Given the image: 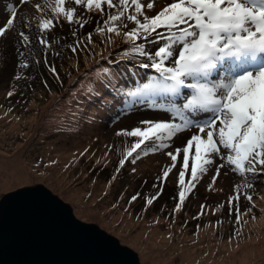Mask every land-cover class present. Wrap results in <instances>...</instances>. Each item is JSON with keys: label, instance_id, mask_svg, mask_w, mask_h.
Returning <instances> with one entry per match:
<instances>
[{"label": "rangeland", "instance_id": "obj_1", "mask_svg": "<svg viewBox=\"0 0 264 264\" xmlns=\"http://www.w3.org/2000/svg\"><path fill=\"white\" fill-rule=\"evenodd\" d=\"M34 3L47 5L44 12H36L33 8ZM10 4L19 5V0H0V24L7 21L6 15H9L7 9ZM53 7L55 0H32V4L19 7L14 26L6 36L0 37V115L4 112L8 115V117L5 115L0 117V155L15 161L14 169L11 167L0 169V179L1 170H14L13 174L17 173V178L10 179L11 184L8 186L0 181V197L3 193L20 186L44 184L72 206L76 217L97 223L116 236L122 244L133 248L138 255H141V251L145 249L141 248V243L133 242L135 233L148 229H159L168 233L167 238H163L162 249L165 254L157 256L156 252H149L145 256L141 255L139 259L143 264H244V258L248 256L250 262L246 264H264V173H257L255 177L249 173L246 178H241L231 171L228 175H224L225 170L222 169L221 175L213 184L211 177L214 175V170L209 165L206 173L199 174L200 178L191 182V191L181 189L185 195L182 204L179 200L181 191H178L172 200L156 197L160 177H163L164 171L171 168L173 163L175 167L169 171L172 175L163 178L165 182L163 190L171 192L169 184L177 182L179 171L183 167L181 158L178 156L173 162L165 153L180 147V141L174 140L171 142V148L168 149H161L148 155L141 153L135 161V165L139 167L128 170L126 163L132 162V158H128L123 166L119 161L124 159V153L137 138L118 137L115 132L121 128L131 130L141 120L167 119L163 110L148 107L146 98H141L145 99L143 104L139 103L140 99H138L134 101L135 103L129 102L126 105H121L119 102L116 109L113 103V106L100 109L103 102H111L105 89L100 87L102 97L97 98L100 107L87 111V101L84 100V104L78 103L73 106L70 113L67 112L69 109L67 100L73 97L77 99L79 96H74L73 93L83 92L81 83L87 78L86 75L91 76L90 82L96 79L95 83L99 87L97 73L107 67L109 60L106 56L119 52H112V45L116 41H125L121 36L108 33L104 28L108 13H114L116 9H108L104 5V11L92 12L89 15L85 13L84 4L65 5L66 10L75 8V14L83 13L84 17L98 22L93 26V30L91 25H87L84 37L81 39L78 32L72 30L73 26L77 27L75 18L73 23H68L63 16L54 18L51 10ZM162 7L163 4H160L153 11L146 10V14L155 15ZM90 11L93 10H88ZM128 12H133L132 6H129ZM49 18L53 19L55 26L46 30L40 29V20ZM124 21L128 20L124 18L123 23ZM117 24L121 25L119 22ZM98 25L104 30L97 31ZM161 30L162 28L157 29L156 33ZM21 32L29 37L27 42L23 41ZM89 34L91 40L88 38ZM44 35L47 36L46 39ZM109 37L111 39H108ZM62 38L70 43L72 40L75 41L74 39L78 40L74 46L66 48L67 55L63 59L55 58L51 54L47 59L39 56L47 40L55 42ZM41 39L45 43H41ZM156 44H152V50L155 49ZM32 45L37 46L33 51L28 48ZM48 46L50 49L51 46L55 48L54 43H49ZM73 47H76V52L71 50ZM72 52L82 57L81 66L78 64V56L73 59L68 55ZM100 52L105 61L103 64ZM52 59L57 63V66L56 63L54 65L57 70L54 73L55 78H62L65 81L62 85L56 83L58 90L57 87L43 89L37 86L20 92L14 85L9 86L10 80H14V84L24 83L23 87L27 88L33 79L41 82L44 77L51 78L54 68L51 66L50 70L47 69V64L52 65L54 63ZM22 66L26 69L23 70ZM112 69L124 72L121 65ZM67 71L68 73H65ZM128 80L129 77L118 76L115 82L119 81L120 88L123 84L130 86L132 82L129 84ZM108 85L112 86V83ZM18 94L24 97L20 98ZM151 99L164 102L168 97L161 95ZM130 104H132L130 110L125 111ZM14 116H21L20 126L16 129H12L8 124V120ZM69 119L83 120L82 126L79 129L69 128ZM73 125H76V121H73ZM183 135L190 138V133ZM47 142L50 144L46 145ZM164 142L169 143L167 140ZM194 151L193 148L190 159L194 156ZM0 158L3 159L2 156ZM20 167L34 171L30 176L28 171H24L28 172V175L21 180L22 177L16 171ZM113 172L121 176H113ZM244 179L252 182L254 191L243 185ZM234 185L241 187L237 190ZM75 188H79L80 192ZM92 190L96 192V196L93 195ZM74 191L84 195L86 204L81 202V196L73 194ZM237 191L241 193L239 201L233 199L229 204V197H234ZM243 193H251L253 201L248 202ZM134 196L135 200L132 199ZM149 200H152L151 204L148 203ZM100 204L103 207L98 208ZM177 204H180L179 211H175ZM76 205L89 206V213L85 210L77 212L74 208ZM237 206L240 212L239 223L236 219ZM105 207L108 210L99 217L100 214L96 209ZM117 211H120L121 215L110 220ZM192 239L199 241L193 242ZM190 252L192 261L187 262L186 258L190 256ZM152 257L158 260L151 262Z\"/></svg>", "mask_w": 264, "mask_h": 264}, {"label": "snow or ice", "instance_id": "obj_2", "mask_svg": "<svg viewBox=\"0 0 264 264\" xmlns=\"http://www.w3.org/2000/svg\"><path fill=\"white\" fill-rule=\"evenodd\" d=\"M29 4L32 0H19V5H8L9 17L0 24V37L6 36L14 26L19 7ZM67 4H84L88 10L104 11V5L116 9V12L108 13L104 28L129 42L131 53L146 58L147 62H139L140 68H151L158 74L156 78L148 77L147 83L127 91L126 95L146 98L148 107L163 110L168 118L141 120L131 130L121 128L115 132L118 137L137 138L124 153L125 158L119 161L121 166L129 157L135 163L141 153L148 155L171 148V142L179 140L181 146L165 154L173 162L180 156L184 168L179 171L181 185L193 148L192 181L206 173L209 165L214 170L213 184L222 169L224 175L231 171L241 178H246L249 173L253 177L264 173V0H55V7L51 9L54 18L63 16L68 23H73L76 9L66 10ZM160 4L163 7L155 15L146 14V10L153 11ZM46 6L33 4L34 10L40 13ZM129 6L133 7L134 14L128 12ZM124 18L134 27L121 33L117 22L123 24ZM54 26L52 18L41 19L39 23L42 30ZM80 26L83 27L82 21ZM123 26L127 28L126 24ZM104 28L98 25L96 30L103 31ZM159 28L167 29L168 34L160 37L157 33L164 42L152 52L146 51L143 43H137L148 40ZM20 36L25 42L29 40L23 32ZM88 38L91 40V34ZM40 42L45 43L43 39ZM71 50L77 51L76 47ZM128 54L125 51L120 59ZM110 63L119 66V60ZM102 72L108 77L116 74L109 67L103 68ZM107 83L102 87H107ZM153 95H164L168 99L157 102L149 98ZM138 102L143 104L145 99ZM131 107L132 104L125 111ZM183 133H190V138ZM169 171L170 168L164 171L163 178L168 177ZM243 185L254 191V185L247 179L243 180ZM240 187L234 185L237 190ZM240 195L237 191L234 197H229L228 203L231 204L233 199L239 201ZM243 195L248 202L253 201L251 193ZM184 199L181 191V204ZM179 210L180 204H177L175 211ZM236 212L239 223L238 206Z\"/></svg>", "mask_w": 264, "mask_h": 264}, {"label": "water", "instance_id": "obj_3", "mask_svg": "<svg viewBox=\"0 0 264 264\" xmlns=\"http://www.w3.org/2000/svg\"><path fill=\"white\" fill-rule=\"evenodd\" d=\"M0 264H143L138 253L44 184L0 197Z\"/></svg>", "mask_w": 264, "mask_h": 264}, {"label": "trees", "instance_id": "obj_4", "mask_svg": "<svg viewBox=\"0 0 264 264\" xmlns=\"http://www.w3.org/2000/svg\"><path fill=\"white\" fill-rule=\"evenodd\" d=\"M93 11V13H97V12H99L100 10H97V9H92ZM95 10V11H94ZM91 12V13H92ZM86 14H91V13H89L88 11H86L85 12ZM88 15V16H89ZM75 18V23H76V25H77V27H74L73 26V28H72V30L73 31H75V33H77L78 32V36L82 39L83 37H84V30H85V28L87 27V25H91V28H92V30H93V26L94 25H96V24H98V22L97 21H92L91 19L89 20V18H86V17H84L83 16V14H78V16H76V17H74ZM83 22V27H81L80 26V22ZM89 23V24H88ZM20 24V23H19ZM124 24H126L127 25V28H133L134 27V24L132 23V22H130V21H124V23L123 24H121V25H119L120 26V31H121V33H123V32H125V31H128V29L127 28H125L123 25ZM45 36V39H46V35H44ZM32 38V37H31ZM109 39V38H108ZM32 40V39H31ZM75 41H73L72 40V43H70V42H66L65 40H64V38H62V39H57V40H55V42L54 41H52V40H47V42L45 43V46H44V48H43V50L41 51V53L39 54V56L42 58V59H47V57H48V55L49 54H51L52 56H54L55 58H59V59H63V57L64 56H66L67 55V50H66V48H68V47H72V46H74L75 45V42L77 43L78 42V40L77 39H74ZM110 41V40H109ZM143 41V42H142ZM49 43H54L55 44V48H53L52 46H51V49H50V46H48V44ZM137 43H143L144 44V46H145V50H146V43L144 42V40H140V41H137ZM60 44H61V46H60ZM44 45V44H43ZM147 46H149V44H147ZM28 48H31L32 49V51H33V48H37V46H34V45H32L31 47H28ZM130 48H131V44L129 43V42H127V41H116L113 45H112V52H116V51H119V52H116L115 54H110V55H107L106 56V58L109 60V63H107V67H109V66H111V68L112 67H115L116 68V65L115 64H111L110 62L111 61H116V60H119V65H121V67L124 69V72L122 71V70H118V69H115V75H114V77L115 76H121V75H124L125 77H129V78H134L136 81L138 80V78H140L143 74H144V72H146V71H152V69L151 68H149V69H142V68H140L139 67V62L141 61V60H143L144 62H147V60H146V58H144V57H142V58H138V57H140V56H138V55H136V54H133V53H131L130 52ZM111 51V50H110ZM110 51H108V54L110 53ZM125 51H128L129 52V54L125 57V58H123V59H120V56H121V54L122 53H124ZM65 52V53H64ZM54 53V54H53ZM68 55L70 56V57H72L73 59H75L77 56L79 57L78 58V64L81 66V64L83 63V60H82V57L81 56H79V55H77V54H74L73 52H72V54H70V53H68ZM99 55H100V59L102 60L101 61V63L103 64V61H104V58H103V56H102V54H101V52L99 53ZM52 61L54 62L53 64H52V62H51V64L52 65H50V63H48L47 64V69H51L52 67L54 68V65H55V63H56V61L54 60V59H52ZM60 61H62V60H60ZM105 62V61H104ZM59 63L60 62H58V65H59ZM26 64H27V62H26ZM52 66V67H51ZM55 66H57V63H56V65ZM22 69L23 70H25L26 68H25V66H22ZM55 69V68H54ZM48 70V71H49ZM53 70V69H52ZM56 69H55V72L54 71H52V74H53V76L51 77V78H47V77H44V78H42L41 79V82H38V81H35L34 79H33V82L32 83H29L28 84V86H27V88H25V87H23L24 86V83H21V84H18V83H16V84H14V80H10L9 82L10 83H8L9 84V86L10 87H12L13 85L15 86V87H17L18 89H19V91L20 92H22V91H24V90H26V91H28V89H31V88H36L37 86H41L43 89L46 87V88H51V87H53V88H55V87H57L56 86V83L57 82H59V84H63L65 81L62 79V78H55V74L54 73H56ZM50 72V71H49ZM25 73V71H23V74ZM65 73H68V71L67 72H65ZM100 73V75H98V80H99V87H98V85L95 83V80L96 79H94L93 81H91V82H86L85 81V79L82 81V83H81V89H83V92H81V93H79V94H77V93H73L74 94V96H79V97H77V99L76 98H71V99H69V100H67L68 101V105H69V109L67 110V112L68 113H70L71 111H72V109H73V106H75L76 104H78V103H81V104H84L85 103V101L84 100H86L87 101V105L89 104V103H91L92 104V109H91V111L92 110H94V108L96 109V108H98V107H100V101H98L97 100V98H99V97H102V95H101V91H102V89L100 88V87H102V85L103 84H105V83H107L108 82V80H111L112 78H110V77H108V76H103V73H102V71H100L99 72ZM34 75H35V73L34 74H32V77H34ZM79 76V75H78ZM77 76V77H78ZM10 77L12 78V79H14V77H12L11 75H10ZM54 77V78H53ZM86 77H90V79H91V76L90 75H86ZM85 77V78H86ZM113 77V78H114ZM4 78H6V76H4ZM7 79V78H6ZM24 79V78H23ZM57 79H58V81H57ZM51 80H52V82H51ZM22 82V81H21ZM73 85V84H72ZM118 86V82H115V81H113V83H112V93L113 94H116V95H119V96H124V98H125V96H126V93H127V91H129V90H132V89H134V88H136V87H133V88H129L128 86H123V87H117ZM108 88H109V86H107ZM92 89V91L90 92L89 91V89ZM102 88H104V87H102ZM57 90H58V87H57ZM57 90L55 89V92H57ZM16 91V90H15ZM114 91H116V92H114ZM19 95V97L20 98H22V97H24L22 94H18ZM20 98H19V100H20ZM81 119V118H80ZM73 121H76V125H73ZM82 123H83V120H79V119H69L68 120V125H69V128H71V129H79L81 126H82ZM126 153V152H125ZM134 156H135V153L133 154ZM125 158V157H124ZM130 159L132 158V157H129ZM133 159V158H132ZM137 160V159H136ZM135 160V161H136ZM132 161V160H131ZM126 165H127V168H128V170H132L134 167H139V165H135V163H133V162H127L126 163ZM119 167V166H118ZM172 168V167H171ZM170 168V169H171ZM182 170H184V169H182ZM116 171H117V168H116ZM123 171V170H122ZM130 172V171H129ZM124 173V172H123ZM92 174V173H91ZM125 174V173H124ZM123 174V175H124ZM169 174H171L170 172H169ZM113 176H121L120 174L119 175H117V174H115L114 172H113V174H112ZM172 175V174H171ZM256 175H258V174H256ZM169 176V175H168ZM189 176V174L185 171V180H184V184L183 185H181L180 184V182H179V176L177 177V182H175V183H173V184H169V189L171 188L172 190H171V192H168V191H166L165 192V190H163L164 188H165V182L163 181V177H160V181H159V189L156 191V197H159V199H165V200H168V198L169 199H173L174 198V195L175 194H177L178 193V191H181V189L183 188L184 189V191L185 190H187V191H191V188H190V184H191V182H192V180L188 177ZM177 183V184H176Z\"/></svg>", "mask_w": 264, "mask_h": 264}, {"label": "bare ground", "instance_id": "obj_5", "mask_svg": "<svg viewBox=\"0 0 264 264\" xmlns=\"http://www.w3.org/2000/svg\"><path fill=\"white\" fill-rule=\"evenodd\" d=\"M85 81L86 82H90L89 77H87L85 79ZM121 87H123V86H121ZM108 91L110 93L109 101H117V100H119V98H120V97H118L119 95L113 94L112 91H110V90H108ZM110 106H113V104L111 102H103L101 107H100V109L104 108V107H110ZM91 109H92V104L89 103L87 105V111H91ZM4 115L8 117V115L5 112H4V114L2 113L0 115V117H4ZM69 115H71V114H69ZM20 120H21V116H16V117L14 116V117H12L11 119L8 120V122H9L8 124H10V127L12 129H16L17 127L20 126V123H19ZM146 143H148V142H146ZM48 144H50V143L47 142L46 145H48ZM142 147H144V146L142 145ZM0 156L3 157V159L0 158V169H6V168H9V167H11L13 169L15 168V163H14L15 161L13 159H10L9 157H6L4 155H0ZM16 171L19 173L20 177H22L21 180H23V178H26V176L28 175V172H29V176H30V175H32V171H34V170L30 171V170H27V169H22L20 167ZM24 171H28V172H24ZM1 172H2V177H1L0 181H2V183L6 184V186L11 184L10 179L17 178V175H16L17 173L13 174L14 170H11V171L1 170ZM57 178H58V176H57ZM102 184L104 185V181L102 182ZM0 187H1V182H0ZM75 189H77V191L80 190L79 188H75ZM68 191H70V190H68ZM78 192H80V191H78ZM92 193H93V195L96 196V192L95 191L92 190ZM73 194L77 195L78 197L81 196L80 197L81 202L86 204V202H84V195H79L76 191H74ZM76 199H77V197H76ZM97 207L98 208L99 207H103V205L100 204ZM74 208L76 209L77 212H82V211L85 210V211H87V213H89V210H88L89 206H84L83 207V206H80V205H76V207H74ZM96 210L100 214L99 217H102L104 212H105V210H108V209L105 207L104 209H96ZM119 215H121V213H120V211H117L115 213V215L110 218V220L116 219ZM167 235H168V233L166 234V232L163 231V230H159V229L151 230V229H148V230L139 231V232L135 233V235L133 236V238L135 240H133V242H135V244L136 243L137 244L141 243V245H142L141 248L145 249V251H141L142 252V254H141L142 256H145V254L146 253L148 254L149 252H152V253L156 252L157 256H161V255L165 254V251L162 249V247L164 245V239L163 238H167ZM192 241L196 242V241H199V240H193L192 239ZM139 250H141V249L139 248ZM183 253H184V250H183ZM141 255H138V256H140V258H141ZM152 259H153V261H151V262H154V261L158 260V258L156 260H154L153 257H152ZM186 259H187V262H191L192 261L191 260V252H190V256L188 258H186ZM248 262H250L249 256H248V258L247 257L244 258L243 263L246 264Z\"/></svg>", "mask_w": 264, "mask_h": 264}]
</instances>
